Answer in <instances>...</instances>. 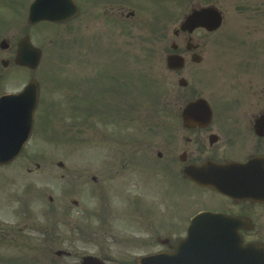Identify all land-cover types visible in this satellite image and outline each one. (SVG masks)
<instances>
[{
	"label": "flooded vegetation",
	"instance_id": "obj_1",
	"mask_svg": "<svg viewBox=\"0 0 264 264\" xmlns=\"http://www.w3.org/2000/svg\"><path fill=\"white\" fill-rule=\"evenodd\" d=\"M170 1L75 0L78 13L71 21L77 35L73 45L78 51L77 67H94L97 56L96 53L86 59L91 56V47L82 45L79 48V41L103 44L104 53H99L103 57L115 55L119 63L125 58L120 51H126L124 45L128 38L135 39L137 43L163 39L161 49L170 72L168 75L172 83L178 85L181 102L173 93V101L178 107L170 103L168 120L157 118L151 121L148 133L156 135V141L132 137L129 144L126 121L121 124L119 134L117 127L118 137H113L115 141L111 136H103L101 142L98 137L92 142L86 172L69 168L63 162V166L56 170L42 168L39 163L35 169H24L27 177L24 179L23 174H19L17 178L22 183H17L21 188L9 194L8 209L14 220L6 225L0 223L1 244L21 245L26 242L27 235H39L34 244L41 264H48L51 255L58 263L62 256L57 255L54 248H61L60 226L65 224L73 235H79V212L89 217L96 213L85 210L81 206V198H74L76 194L86 197L92 191L89 186L84 192L79 184L84 174L89 182L103 190L101 200L106 192L110 193L116 184L113 182H118L126 211L121 213L125 226L130 215V224L135 226V231L131 232H138L134 237H123L125 248L119 253L118 264H264V68L261 69L264 58H259V62L254 59V53L259 50L257 44L249 48L250 53L236 49V56L245 52L234 63L240 69H232V73H211L212 66L206 67L205 63L209 56L214 58L221 53V46L217 47L216 42L224 37V33L221 28L213 31L202 27L183 29L181 24L185 16L177 27L160 31L159 19L166 22L173 19L169 12L164 14L170 7ZM31 3L26 2L24 8ZM200 8L197 6L189 11ZM148 13L154 14L144 18ZM99 24H102L104 32L95 31L100 28ZM42 25L26 23L32 27L33 35H40L43 39L45 33H37ZM84 25L89 28L87 39L81 36ZM214 36L217 38L210 39ZM115 39L119 40L118 53L111 47ZM1 42L0 37V73H29V68L15 63L16 41L9 37L5 48ZM85 48L90 49L87 56ZM261 53L264 57V44ZM108 59L98 65L96 73H113L114 78H121V85H125L124 76L119 74L122 66L112 64ZM251 65L253 69L250 71ZM74 73L89 76V73ZM61 83L69 86L63 80ZM75 84L76 80L72 79V85ZM73 91L74 95L78 94L75 86ZM49 107L52 106L38 103L34 111L32 137L37 133L39 123L46 121L44 112L50 111ZM73 107L79 109L75 103ZM120 111L129 115L122 104ZM185 112H190L186 118ZM89 116L95 119L92 110ZM111 143L120 144V150L110 152V155L104 151L99 156L102 152L100 146ZM40 154L48 155L44 152L34 154L24 147L15 160L21 157L36 159ZM143 161L155 165L152 174L140 170ZM167 177L183 184L187 194L178 193L176 197L168 194L163 183ZM208 178L218 181L215 187L209 184ZM158 199L168 206L161 210ZM181 200H186L184 212L178 211ZM195 204H200V208L187 218L189 208ZM73 207L80 210L71 214ZM202 211L235 216L240 235H229L227 240L217 242L218 247L175 248V244L186 236L192 217ZM109 215L110 210L106 208V218L100 219V225L93 227L95 230L91 235L96 232L99 235H116L109 226ZM175 226H180V229ZM153 255L158 257L142 259Z\"/></svg>",
	"mask_w": 264,
	"mask_h": 264
},
{
	"label": "rangeland",
	"instance_id": "obj_2",
	"mask_svg": "<svg viewBox=\"0 0 264 264\" xmlns=\"http://www.w3.org/2000/svg\"><path fill=\"white\" fill-rule=\"evenodd\" d=\"M2 1L7 2V0ZM26 2H28V0L8 2L7 4L12 5L10 7L11 9L5 8L3 10V7L0 5V10H2L0 11V29H3L5 24L9 23V26H12L14 18H16V22L18 23L12 29L0 31V37L7 35L17 42L18 39L27 33H31L30 30H27L26 21L19 24V16H23V11L24 18L26 19V11L23 10ZM96 3L98 5L100 4V2ZM212 3L224 13L225 23L221 28L224 37L221 39L218 38L216 42L217 47L221 46V53L219 52L214 58L209 56L205 63L206 67L209 65L212 66V68H210L212 70L211 73H217L218 70H223V73H232V69H240L234 63L235 60L242 57L245 52L236 56V49L245 51L248 47L250 48V46L257 44L259 45V54L255 52L254 59L259 62L258 57L261 59L264 58L261 53L264 44V0H172L170 2L171 6L168 7L167 11H164V14L169 12L170 15L173 16V19L170 22L159 19L158 26L160 31H162V28L170 30L177 27L182 16L190 8L205 6ZM152 14L154 13H148L144 18H148ZM174 19L176 23L173 22ZM42 26L46 27L37 29V33L39 34L41 31L45 33L44 39L47 56L46 54L43 55V58L45 57V59H43L45 67L41 74H39L40 69L35 73L29 72V74L16 73V71L14 73H0V77L4 78L0 81V86H2V91L5 92L17 91L29 80L35 77L39 78V75L43 80H48V82H43L46 87V93L48 92V101L50 100V102L46 101V104L52 103L50 105L58 110L49 112V115L52 114L53 117L46 123L45 135L38 137L36 142L28 147V150L34 154H38L37 151L45 153L54 151L62 153V151H64L65 154L69 155L64 157L67 159L64 163H68L69 168H78L79 172L80 170L86 172L89 165L88 161H90L89 154L92 150V142L98 137L101 142H103V136H111L112 141H115L113 137H118L116 129L118 127L119 130L121 124L125 121L127 125L128 143L132 140V137H142L144 140L156 141V135L152 136V134L148 133L151 129V121H156L157 118L167 121L168 113L171 109L170 103L172 102L175 107H178L176 101H173L174 96L172 94L175 93L176 98H179V91H177L178 85L172 83L173 80L171 76L168 75L170 72H168L164 54L162 53L161 44L163 39L159 41L152 40L151 42L146 41V43L139 41L137 43L135 39L128 38L124 45L126 51H120V54H124L125 58L119 63L115 60V55L103 57L99 53L100 51L104 53L105 48L103 44H93L90 43L89 40L83 44L82 41H79V48L82 47V45L91 47V56L86 59L91 58L96 53L97 56L94 67L88 68V65L85 67H77L78 51L73 46L77 36L74 23L72 21L57 25H46V23H43ZM99 27L100 28L95 31L104 32L102 24H99ZM88 35L89 28L84 25L81 29V36L87 39ZM216 38L215 36L210 37V39ZM32 39L36 45L42 48L44 47V40L40 35L34 34ZM106 45H109V43ZM60 46L62 47L61 49L58 48ZM118 46L119 40H113L111 47L117 53L119 52ZM122 49L123 46L121 47V50ZM251 50L253 51V49ZM89 51V48L84 49L85 56L88 55ZM246 51L250 53V49ZM105 58H109L112 64L122 66V73L119 74L124 76L125 85H121V78H114L113 73H96L99 67L98 65L104 63L106 60ZM46 59L47 63H45ZM210 62L216 66L211 65ZM263 63L264 60L262 61V64ZM107 67L109 66L107 65ZM263 68L264 67L261 69ZM251 69H253L252 65L249 70L251 71ZM74 71L89 73V76L82 77L78 73H74ZM124 71L126 72L124 73ZM201 72L202 70L199 73ZM13 78L15 80H13ZM72 79L76 80L75 85H72ZM62 80L69 86L62 85ZM74 86L78 91L76 95H74L73 91ZM180 98L179 102H181ZM74 103L79 109L73 107ZM121 104L128 109L129 115H127L125 111H120ZM91 110L95 114V119L93 120L91 117L88 118ZM50 131H58V133ZM119 133L120 130L118 134ZM131 143L132 142L129 144ZM96 144L97 146L100 145L98 143ZM100 148L102 152L107 151V154L110 155V152L120 150V144L111 143L105 144V146L102 144ZM49 156L52 155H38V157L43 158H48ZM85 157H87L88 160H86ZM60 159H62V157H58L56 160L53 156L48 161H43V167L55 170L59 168L58 161H60ZM38 161L39 160L30 161V159L25 158L9 165L0 166V203L2 202V205H4L7 200V192L15 189L16 185H14V183L16 182L14 179L18 178L15 175V173L18 172L17 169H35L37 167L36 162ZM153 168L154 165L146 163L142 165L140 170L144 173L152 174ZM26 177L27 176L23 173V178L25 179ZM85 179L86 176L83 174L80 178V184H85ZM163 183L166 186V192L168 194L170 193L175 197L178 193L187 194L186 187L183 184H178L177 179L173 177H167L163 180ZM87 190L88 187L85 184L84 192ZM90 190L92 191L86 197L82 198L76 194L74 198H81V206L84 207L85 210H88V212H96L93 223H96L95 227H98L100 225L99 222H101L98 216H101V212L109 194L106 192L105 198L101 200V196L104 193L103 190H100L97 186L95 187L92 183L90 185ZM122 200L123 197L115 195L114 191L110 190L111 207L115 205V210L119 213L126 212ZM158 200L160 201V199ZM167 206L168 203L159 202L161 210L165 209ZM93 207H95L94 210ZM199 208L200 204L192 205L186 217L189 218V216L195 213ZM0 209H2V206ZM186 209V200H181L178 205V211L184 212ZM78 210L80 209L73 207L71 214L72 212L76 213ZM0 219L7 221L10 218ZM65 219H67V217H65ZM81 221L84 223L90 221L89 215L86 214ZM110 222H112L113 225L109 224V226L116 235H99L97 232L95 235H87V233L73 235L65 224L61 225L62 239L59 246L69 251L72 250L74 253H77V255L70 258L63 256L57 264H73L78 261L80 262V256L86 252L96 253L100 256L105 253L115 256V251H119V249L123 247L120 241L123 237L135 236L138 234V232H131L124 227L123 218L112 216ZM131 222L132 221H130V223ZM175 227L180 229V226ZM96 229L98 231V228ZM91 231L93 230H88V232ZM32 236L39 237V235ZM137 237H140V235ZM93 240L95 243L92 242ZM111 241L116 242L119 246ZM108 242H111L110 247L107 246ZM22 249L23 248L9 246L6 252H12L13 254L4 260L10 264H18L21 261L22 264H27L23 262V260L16 258L14 254V252L25 254V251H22Z\"/></svg>",
	"mask_w": 264,
	"mask_h": 264
},
{
	"label": "water",
	"instance_id": "obj_3",
	"mask_svg": "<svg viewBox=\"0 0 264 264\" xmlns=\"http://www.w3.org/2000/svg\"><path fill=\"white\" fill-rule=\"evenodd\" d=\"M72 0H36L30 9L32 22L40 20L63 21L72 17ZM212 23L217 27L221 16L212 8H203L188 17L186 25H207ZM40 51L31 47L28 38L21 41L18 61L22 64H37ZM33 65V67L35 66ZM38 99V84L29 83L18 95L3 97L0 101V163L12 160L21 150L32 127V116ZM27 107L24 112H15ZM20 117V115H25ZM28 114V115H27ZM28 123V124H27ZM23 124L25 126L19 130ZM228 218L213 213H203L197 216L190 228V240L196 235H205L214 239L218 235H236L230 227Z\"/></svg>",
	"mask_w": 264,
	"mask_h": 264
}]
</instances>
